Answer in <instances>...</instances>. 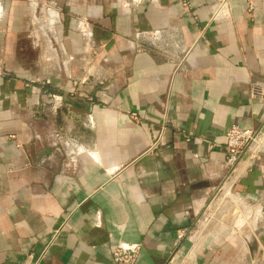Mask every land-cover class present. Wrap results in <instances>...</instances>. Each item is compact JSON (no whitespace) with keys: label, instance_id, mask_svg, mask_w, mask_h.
<instances>
[{"label":"crops","instance_id":"0c3cea01","mask_svg":"<svg viewBox=\"0 0 264 264\" xmlns=\"http://www.w3.org/2000/svg\"><path fill=\"white\" fill-rule=\"evenodd\" d=\"M217 3L0 0V264H264V151L225 153L264 124V0Z\"/></svg>","mask_w":264,"mask_h":264},{"label":"built area","instance_id":"2783aa9c","mask_svg":"<svg viewBox=\"0 0 264 264\" xmlns=\"http://www.w3.org/2000/svg\"><path fill=\"white\" fill-rule=\"evenodd\" d=\"M184 7L189 6V0H182ZM229 0H218L217 11L228 13ZM48 9V8H47ZM249 11L253 9L252 4L249 2ZM50 11V9H48ZM155 36V32L149 33ZM148 34V35H149ZM141 46L140 44H138ZM183 57L177 62L175 71L182 64ZM253 94L259 95V92L255 89ZM54 99H61L60 95H53ZM131 116L136 119V113H131ZM257 143L255 149H251L252 144ZM257 149V150H256ZM264 151V124L258 129H252L248 127H240L236 124H231L225 131V153L226 163L231 168L236 166H242L246 162V167L249 166L252 159L255 158L256 153ZM255 153V154H254ZM242 162V163H241ZM138 255V248L136 245H115L112 249L111 256L115 262H123L132 264L136 261Z\"/></svg>","mask_w":264,"mask_h":264},{"label":"rangeland","instance_id":"374dc122","mask_svg":"<svg viewBox=\"0 0 264 264\" xmlns=\"http://www.w3.org/2000/svg\"><path fill=\"white\" fill-rule=\"evenodd\" d=\"M27 33L28 32H25V33L23 32V45L21 47L22 53H23V59H22L21 63H19V64H21L22 68H24L25 70L28 71L29 69L32 68L33 65L31 63L32 52H31L29 46L25 42L27 40V38H28V34ZM9 64H12V63H9ZM37 68L40 69V70H45L46 71V69L48 68V63H46V62L39 63ZM80 70H81V72L83 74L82 79L84 81V83L82 85H83V87H87V89H89L91 84H92V82H93V75H94V72H95L94 67H93V63L92 62H88V61L82 62L80 64ZM2 74H3V71L0 70V75H2ZM71 81H73V82L75 81L76 83H74V84L72 83V85L77 86L78 78L71 79ZM47 82L48 81H47L46 77H43V78H40V77L23 78V85L26 86V87H30L31 85H38V86H41V87H45L47 85ZM259 154L260 153H256L255 157H257V155H259ZM235 168H238V171L233 173V170ZM235 168H231L230 171H229V174L232 175L231 178L237 176L240 172L244 171V169L246 168V162L244 164L242 163V166H240V167L236 166ZM221 186L222 185H220L219 188ZM219 188L215 191V193L213 195L214 199L216 198L217 194L219 193V191H218ZM211 199H212V197H211ZM231 209L235 210L236 207H231Z\"/></svg>","mask_w":264,"mask_h":264},{"label":"bare ground","instance_id":"6f19581e","mask_svg":"<svg viewBox=\"0 0 264 264\" xmlns=\"http://www.w3.org/2000/svg\"><path fill=\"white\" fill-rule=\"evenodd\" d=\"M256 147H257V143L254 142V144H252V146H251V149H255Z\"/></svg>","mask_w":264,"mask_h":264},{"label":"water","instance_id":"95a60500","mask_svg":"<svg viewBox=\"0 0 264 264\" xmlns=\"http://www.w3.org/2000/svg\"><path fill=\"white\" fill-rule=\"evenodd\" d=\"M263 212H264V209H263Z\"/></svg>","mask_w":264,"mask_h":264}]
</instances>
